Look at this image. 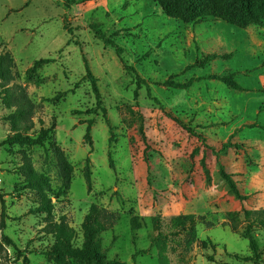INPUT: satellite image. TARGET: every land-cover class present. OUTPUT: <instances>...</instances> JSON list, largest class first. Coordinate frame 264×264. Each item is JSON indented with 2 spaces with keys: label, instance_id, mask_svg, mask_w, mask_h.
Segmentation results:
<instances>
[{
  "label": "rangeland",
  "instance_id": "rangeland-1",
  "mask_svg": "<svg viewBox=\"0 0 264 264\" xmlns=\"http://www.w3.org/2000/svg\"><path fill=\"white\" fill-rule=\"evenodd\" d=\"M92 23L124 49L120 58L96 39ZM5 53L14 65L11 80L3 86L0 80V143L15 132L51 133L43 146L0 148V264H24V258L57 264L40 254L54 239L44 231L47 215L30 213L38 201L23 188L20 169L28 161L49 178L51 220L75 231V247L95 206L108 260L160 264L154 241L160 235L168 264H252L234 256L251 255L243 210H264V27L240 29L214 19L185 24L153 0H0ZM46 59L51 62L27 76ZM198 61L207 62L185 70ZM230 74L242 90L210 79ZM168 79L194 81L179 90L163 85ZM21 107L26 114L16 120ZM230 137L242 147L216 154ZM62 159L71 166V182L55 199ZM220 167L245 200L229 191ZM228 213L237 215L235 230ZM184 215H193L196 225L190 248L187 236L171 229V220ZM252 235L264 264V230Z\"/></svg>",
  "mask_w": 264,
  "mask_h": 264
},
{
  "label": "trees",
  "instance_id": "trees-1",
  "mask_svg": "<svg viewBox=\"0 0 264 264\" xmlns=\"http://www.w3.org/2000/svg\"><path fill=\"white\" fill-rule=\"evenodd\" d=\"M153 1L157 3L165 16L181 21L185 24H199L203 20L214 19L216 21H223L240 29H247L251 26L264 27V0ZM63 27L64 30L70 32L67 24H64ZM89 29L93 31L96 39L102 41L104 45L109 47L110 49H113L115 54L120 58L121 54H123L124 52V49L122 47L118 46L113 40L107 37L100 30L97 24H90ZM50 62L51 61L49 59L36 61L33 66L27 70V76L30 77L31 75L35 74L38 68H40L43 64H48ZM204 62L207 61H198L193 65L187 66L185 70H189L194 66L203 67ZM122 63L124 64V70L135 76L138 85L145 84L146 81L137 75L135 69L132 66L126 65L123 61ZM13 65V59L9 53L0 55V80L2 81V86L11 80V69ZM85 78L89 80L97 101V105L100 106L101 100L100 93L97 87V81L88 67H86ZM210 79L219 81L230 89L239 91L242 90V88L235 82L233 74L226 76H211ZM193 81L194 80L191 79L186 83L181 84L168 79L163 83V85L181 90L190 87ZM5 92H8L7 89H5ZM28 108H31V106H29ZM25 114L26 112L24 108L21 107L16 112V116H13L16 120H21ZM182 127L186 129L184 125H182ZM86 131L88 134V132L90 131V126L87 127ZM189 131L192 132L190 129ZM50 133V129H41L36 138H31L19 132H15L14 135L10 136L0 143V148L4 146L11 147L15 145L27 147L43 146L44 142L49 138ZM197 138L201 143L204 142L203 137ZM232 138L233 137H230L228 142L224 143L222 147L218 151H216V154L232 147H236L237 149H240L242 147L241 144L231 143ZM206 148L210 149L212 147L206 145ZM61 164V170L64 173L63 184L59 188V190L53 194V197L55 199H58L60 196L65 194V192L69 189V185L71 182V176H69V173L71 172V166L64 159H62ZM20 172L24 176L23 188L29 189L37 196L38 206L34 209H31L30 213L33 215H47V224L44 227V231L47 234H50L54 239L53 245L48 250L41 252V255L57 264H124L116 260H108L100 251L98 235L104 232L106 229L103 223L99 222L97 219L98 211L95 206H92L90 208L89 213L85 217L82 226V244L79 247H75L73 245V241L75 239V231L71 227H69L64 220H60L59 222H53L51 220V214L54 205L52 204L51 198L49 196V194L52 192L49 178L45 174H39L35 172L29 161L26 162L23 167H21ZM219 173L222 179L228 185L229 191L238 200H245V197L240 194L235 183L232 181L231 176L224 172V169L222 167H220ZM243 215L246 223L245 238L248 241L251 255L246 257L235 255L234 258L243 262L261 264V249L254 239L252 233L254 228L264 230V210H243ZM227 217L229 218L232 230H235L236 226L234 224V221L237 218V215L235 213H228ZM132 224L133 227H137V225H134V223ZM171 229H174V235L182 233L187 236V240L185 243L187 248H190L195 243L196 225L193 215L174 217L171 220ZM154 241L156 247L159 250V263L168 264V260L164 255V240L160 239L159 235L157 238H155ZM23 262L24 264H30L27 258H24Z\"/></svg>",
  "mask_w": 264,
  "mask_h": 264
}]
</instances>
